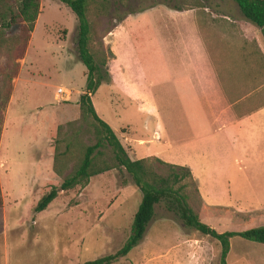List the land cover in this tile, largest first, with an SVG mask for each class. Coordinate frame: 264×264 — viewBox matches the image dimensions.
Instances as JSON below:
<instances>
[{"label": "rangeland", "instance_id": "rangeland-1", "mask_svg": "<svg viewBox=\"0 0 264 264\" xmlns=\"http://www.w3.org/2000/svg\"><path fill=\"white\" fill-rule=\"evenodd\" d=\"M39 3L31 31L27 23L0 31V264H81L123 246L142 193L105 143L98 149L96 164L107 171L60 191L45 210L35 211L42 196L72 175L86 148L102 136L98 123L80 105H62L66 94L84 91L87 81V68L80 61L72 70H57L64 65V55H77L76 16L60 0ZM157 4L210 5L232 20L245 19L234 0H91L92 50L98 57L109 55L102 39L115 20ZM57 87L60 94L55 96ZM107 92L106 84L102 85L92 102L110 124L118 117ZM148 163L158 174L167 175V168L155 159ZM182 184L190 207L218 232L264 226V208L239 212L233 207H208L194 182L186 178ZM144 238L113 264H174L170 256L178 264H221L219 242L186 226L163 202L155 205ZM227 264H264V244L232 238Z\"/></svg>", "mask_w": 264, "mask_h": 264}, {"label": "crops", "instance_id": "crops-1", "mask_svg": "<svg viewBox=\"0 0 264 264\" xmlns=\"http://www.w3.org/2000/svg\"><path fill=\"white\" fill-rule=\"evenodd\" d=\"M102 40L114 54L104 84L119 119L107 123L129 157L189 167L208 207L264 208L261 28L210 5L157 4L115 20ZM63 59L58 73L80 61L74 53ZM82 92L60 103L76 108Z\"/></svg>", "mask_w": 264, "mask_h": 264}, {"label": "trees", "instance_id": "trees-1", "mask_svg": "<svg viewBox=\"0 0 264 264\" xmlns=\"http://www.w3.org/2000/svg\"><path fill=\"white\" fill-rule=\"evenodd\" d=\"M75 14L77 19L75 49L79 60L87 68V81L83 93L80 95L79 105L84 113H88L98 123L102 136L97 143L86 148L80 166L72 175L66 177L59 185H53L49 192L38 201L35 211L45 210L58 196L60 191L74 188L83 183H88L90 178L109 168H97L96 159L98 149L105 143L109 144L115 154L118 166L124 167L131 175L134 185L141 191L142 200L134 215L130 235L116 252L110 253L81 264H113L126 257L144 239L147 227L155 215V205L163 202L169 211L175 212L190 228L203 235L217 240L221 246V264H227V256L231 248V239L240 237L244 240L264 244V226L252 227L243 231L218 232L207 223L203 222L187 202L188 195L183 192L182 181L189 178L197 186L189 167L166 163L153 158L168 170L167 175L158 174L149 165L148 160H132L125 146L122 144L112 127L97 114L92 96L99 87L112 81L109 61L114 57L108 48L109 55L98 57L92 50V28L88 18L91 0H60ZM244 18L261 28L264 36V0H234ZM40 0H0V31L17 23L26 24L31 31L36 21ZM181 9V8H177ZM177 184H180L176 187ZM197 193H198V186ZM2 202H0V207Z\"/></svg>", "mask_w": 264, "mask_h": 264}]
</instances>
